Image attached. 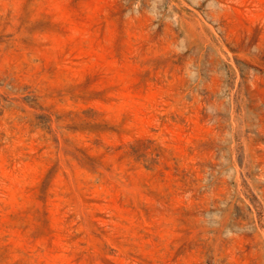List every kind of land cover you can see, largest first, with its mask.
I'll use <instances>...</instances> for the list:
<instances>
[{
    "label": "rangeland",
    "instance_id": "1",
    "mask_svg": "<svg viewBox=\"0 0 264 264\" xmlns=\"http://www.w3.org/2000/svg\"><path fill=\"white\" fill-rule=\"evenodd\" d=\"M0 264H264V0H0Z\"/></svg>",
    "mask_w": 264,
    "mask_h": 264
}]
</instances>
